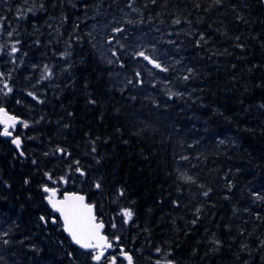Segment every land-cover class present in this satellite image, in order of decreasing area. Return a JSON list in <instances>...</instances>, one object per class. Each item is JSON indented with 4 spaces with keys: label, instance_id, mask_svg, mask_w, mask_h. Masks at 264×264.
I'll return each mask as SVG.
<instances>
[{
    "label": "trees",
    "instance_id": "16d2710c",
    "mask_svg": "<svg viewBox=\"0 0 264 264\" xmlns=\"http://www.w3.org/2000/svg\"><path fill=\"white\" fill-rule=\"evenodd\" d=\"M2 2L11 46L0 106L29 126L15 132L24 158L0 136V264H95L50 224L46 173L59 187L73 177L67 190L98 216L131 210L122 247L136 232L175 264H264L262 1L41 0L23 12L21 0ZM96 12L116 14L121 29L109 34V67L91 42ZM138 33L167 71L140 67L127 43Z\"/></svg>",
    "mask_w": 264,
    "mask_h": 264
},
{
    "label": "snow or ice",
    "instance_id": "6c2138e0",
    "mask_svg": "<svg viewBox=\"0 0 264 264\" xmlns=\"http://www.w3.org/2000/svg\"><path fill=\"white\" fill-rule=\"evenodd\" d=\"M25 3H27V0H25ZM28 11L31 12V9H28ZM24 14L25 13H21V15ZM176 23H179V21H176ZM114 31L119 32L121 29H115ZM8 35L12 36L13 33L9 32ZM17 43H19V41H17ZM109 43H111V41H109ZM17 50L18 49L13 46L11 51L12 53H15ZM112 55L116 56L117 53L113 52ZM135 56L142 57L144 60L148 61V63L153 64L155 68L167 71V69L161 68L159 63H156L154 60L150 59L149 56L145 55L143 51L135 53ZM109 63H111V61H109ZM189 72H191V69H189ZM45 73L46 75H51L47 66H45ZM137 76H139V73H137ZM185 79H188V77H185ZM129 83H131V81H129ZM4 88L9 92L11 91L6 82L4 83ZM5 95H7V93H5ZM29 95H31V93H29ZM33 98L35 99V97ZM92 103H95V101H92ZM0 114H2L0 115V124L4 125V129L0 132V136H12V132L9 129L15 127L17 123L16 118L8 116L2 108H0ZM23 126L27 128L29 125L24 123ZM12 143L19 148L21 140L18 137H13ZM57 151L63 153L65 150L58 148ZM93 151H95V149H93ZM21 155H23L22 152ZM76 163L79 164V161H76ZM75 171L81 176L85 175L79 167H77ZM45 175L48 179H52L51 175L48 173ZM184 179L189 180L191 178L184 177ZM60 181L63 183L67 182L65 177H61ZM25 182L27 183V181ZM95 186L97 189L101 187L99 183H96ZM43 191L48 194L46 196L47 202L52 210L59 214V218L63 223V230L71 238V241L80 248L88 250L95 264H101L102 261H108V256L105 255V252L113 247V243L110 242L106 236L101 235V229H103L104 225L103 223H97L96 216L93 213V205L86 203L85 197L76 193H66L61 199H57V189L45 185ZM204 194L207 195V193ZM120 195H123V192H121ZM197 211H199V209H197ZM121 215L124 217V222L127 223L131 219L133 212L129 209H124L122 210ZM41 220H44V217H41ZM53 223H56L55 218H53ZM113 227H115V225H113ZM116 240L118 242L119 237H116ZM4 242L7 243V241ZM121 255L127 259L128 264H132L131 256H128L122 248ZM109 264H117L115 256L112 257Z\"/></svg>",
    "mask_w": 264,
    "mask_h": 264
},
{
    "label": "rangeland",
    "instance_id": "374dc122",
    "mask_svg": "<svg viewBox=\"0 0 264 264\" xmlns=\"http://www.w3.org/2000/svg\"><path fill=\"white\" fill-rule=\"evenodd\" d=\"M7 0H5V5H4V9H8L7 8ZM12 1V0H9ZM22 4H16V11L18 12H23L24 7L23 6H29L35 2H39L41 0H27V3H25V0H21ZM0 2H2V0H0ZM3 3V2H2ZM117 15L114 13H109V12H96L94 13L91 17L90 20L91 22H93L91 25V29H93L92 31V46H93V50H95V53L97 55V58H99L101 60V62L103 64H105L106 66H111L113 64V60L111 59V55H112V51H113V44L109 43V41L113 42V39L109 38V34L110 32H112L117 24ZM1 19L2 17H0V57L3 56L4 60L8 61L9 57H10V46L9 43H7V37H6V33H5V29L1 26ZM95 29V30H94ZM127 43H129L130 45L133 46V51H134V57H138L135 56V53L143 51L145 53V55L149 56V57H156V59H161V56L164 55V52H161L160 50H158L157 47H155L153 45V41L152 39L144 33H138L136 34V36L134 38H132L131 40L127 41ZM12 59V58H10ZM109 61H111V63H109ZM140 67L149 75L153 76L151 73V68L148 66V64L145 62L144 59L140 60ZM116 76V77H114ZM113 79L115 80L117 79H123L124 82V77L121 76L120 74H115L112 76ZM146 90V89H145ZM144 90L142 89V92ZM75 172H71V175H74ZM67 182L63 184V186L59 189V193L61 192H70L69 190H67L68 188H70V182L73 180L72 178H66ZM121 212V209H120ZM122 219V220H121ZM111 220V219H110ZM124 221V218H120L119 220H115L112 219L111 223H110V231L112 232L111 234H114L115 237L118 236V230L119 229V225L121 224V222ZM115 223V224H114ZM113 225H115V227H113ZM136 234L135 232H132V235L129 233L128 238L133 237V238H137L135 237ZM127 238V239H128Z\"/></svg>",
    "mask_w": 264,
    "mask_h": 264
},
{
    "label": "flooded vegetation",
    "instance_id": "af4514ba",
    "mask_svg": "<svg viewBox=\"0 0 264 264\" xmlns=\"http://www.w3.org/2000/svg\"><path fill=\"white\" fill-rule=\"evenodd\" d=\"M98 203H106L109 205L106 208L110 213H115V211H119V209H115L111 206L112 202H98ZM117 215V214H116ZM104 217V215H102ZM100 218H103V217ZM112 216L111 214L108 217ZM106 224L107 221L105 220ZM136 233V232H135ZM132 235V233H131ZM141 240L130 237L128 241L125 243L127 255H130L132 258V264H175L167 255L162 252H148L147 249L142 248L140 244ZM118 248V250H117ZM108 261H102L101 264H109L112 257H116L117 264H126L121 258V247H116L113 244L112 252L108 255Z\"/></svg>",
    "mask_w": 264,
    "mask_h": 264
},
{
    "label": "water",
    "instance_id": "95a60500",
    "mask_svg": "<svg viewBox=\"0 0 264 264\" xmlns=\"http://www.w3.org/2000/svg\"><path fill=\"white\" fill-rule=\"evenodd\" d=\"M261 1H262V3H263V6H264V0H261ZM151 65L153 66V64H151ZM0 108H1V107H0ZM2 109L4 110V112L7 113L8 116L15 117V116L9 114V113L6 111L5 108H2ZM0 115H2V114H0ZM15 118H16V120H17L16 125L21 124V122H22L21 119H19V118H17V117H15ZM16 125H15V126H16ZM0 127H1V129H2V131H3V129H4V125H3V124H0ZM11 129H12V128H10L9 130L11 131ZM2 137L5 138V139H7V140H12L14 136H13V134H12V136H8V137L2 136ZM12 145H13V147H15V148L17 149V151H18V152L20 153V155H21L20 148H17L16 145H14L13 143H12ZM21 156L24 157V155H21ZM52 184H53L54 186L57 185L56 182H53ZM66 193H76V194L82 195V196L85 197V202L88 203L86 196H85L84 194H82V193H79V192H66ZM66 193H64L63 195H65ZM63 195H62V197H63ZM62 197H58V196L56 195V198H57V199H61ZM45 202H46L47 206L49 207V209L52 211V213H53L55 216H57L58 219L60 220V218H59V214L56 213V212H54V211L52 210V208H51V206L48 204L46 198H45ZM93 213H94V215L96 216L94 205H93ZM96 220H98V217H97V216H96ZM42 221H43V223H44V225H45V224H46L45 221H44V220H42ZM51 223H52V224H56V223H53V219L51 220ZM60 223L62 224V229H63V223H62L61 220H60ZM97 223H102V222H98V221H97ZM103 225H104V224H103ZM104 231H105V225H104L103 229H101V235L106 236V235L104 234ZM63 232L65 233L66 236H68V234H67L64 230H63ZM68 237H69V236H68ZM106 237H107V236H106ZM69 238H70V237H69ZM107 238H108V237H107ZM70 240H71V238H70ZM108 240H109V239H108ZM71 243H72L73 246H75V247L81 249L83 252H89L88 250H85V249L80 248L78 245L74 244L72 241H71ZM110 250H111V249L106 250L105 255H106ZM123 257H124V256H123ZM124 259H125V258H124ZM125 260H126V259H125Z\"/></svg>",
    "mask_w": 264,
    "mask_h": 264
},
{
    "label": "bare ground",
    "instance_id": "6f19581e",
    "mask_svg": "<svg viewBox=\"0 0 264 264\" xmlns=\"http://www.w3.org/2000/svg\"><path fill=\"white\" fill-rule=\"evenodd\" d=\"M150 118H152V117H150ZM161 119V118H160ZM116 209V208H115ZM104 213V212H103ZM123 217V216H122ZM122 220V219H121ZM123 223V222H122ZM115 224V223H114ZM87 255V254H86ZM83 257V256H82Z\"/></svg>",
    "mask_w": 264,
    "mask_h": 264
}]
</instances>
